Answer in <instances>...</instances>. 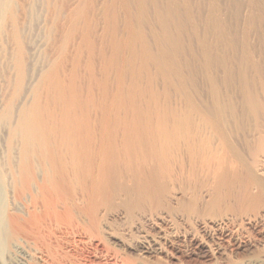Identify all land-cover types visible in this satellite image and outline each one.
<instances>
[{
    "label": "bare ground",
    "instance_id": "obj_1",
    "mask_svg": "<svg viewBox=\"0 0 264 264\" xmlns=\"http://www.w3.org/2000/svg\"><path fill=\"white\" fill-rule=\"evenodd\" d=\"M83 11L71 10L65 18V31L80 33L72 59L68 54V71L63 44L57 59L49 60L48 70L43 69L37 78L45 93L36 86L29 89V102L24 103L26 98L15 113L12 98L22 88L25 64L19 31L14 32L18 39L16 89L2 110L5 120L13 118L8 138L14 143L0 154V241L9 244L8 264H26L24 242L41 241L46 220L57 222L74 212L95 220L101 212L110 211L114 218L155 225L158 230L179 221L196 227L202 237L219 234L233 253L247 249L249 243L240 235L243 230L264 235V75L254 72L250 76L245 56L236 62L237 67L218 59L227 69L221 78L226 89L238 78L237 95L220 92L219 79L209 69L214 63L205 57L203 68L199 67L204 69L203 83L212 94V103L204 106L195 98L196 76L183 74L177 60H172L165 63L174 93L168 107L158 108L156 102L140 106L137 94L131 96V106L123 107L127 104L122 105L119 44L116 40L110 44L112 54H106L107 58L102 53L105 46L100 51L96 46L97 57L107 63L97 68L95 42L89 38L92 20ZM78 22L82 25L77 26ZM174 40L168 41L169 48L179 45ZM142 49L145 57L155 58L146 44L142 43ZM82 50L87 51L84 63ZM108 67L118 70L113 90L108 87ZM192 236L196 247L208 246L204 238ZM143 245L144 252L152 249ZM222 245L207 250H225Z\"/></svg>",
    "mask_w": 264,
    "mask_h": 264
},
{
    "label": "rangeland",
    "instance_id": "obj_2",
    "mask_svg": "<svg viewBox=\"0 0 264 264\" xmlns=\"http://www.w3.org/2000/svg\"><path fill=\"white\" fill-rule=\"evenodd\" d=\"M71 10H84L85 18L91 17L90 26L92 27L89 26V28L92 29H89L91 30V32L89 31V34L91 33L89 38L95 42L90 40L95 45L93 50L96 46L99 51L105 48L102 53L107 58L112 54L114 42H118L119 46L116 45L118 46L117 51H119L117 52V54L119 53L117 60L119 62L118 68L122 73L121 88L122 93H124V95L122 94V105L128 103L131 106V99L137 94L135 100H137L136 103L139 102L140 106L156 102L155 106L158 108L160 106L161 108L168 107L171 102L170 95L174 93L172 90L170 91L168 81L171 73L166 66L168 65L167 62L172 60H177L180 72L191 76L194 74L192 77L196 76L193 81L197 83L195 86L198 89L195 87V94H199V96L196 95L195 98L202 100L197 102L204 106L212 103V98L209 97L210 95L212 97V94L207 85L204 84L206 83L203 75L205 74L204 69H202L203 72L201 71L202 64L206 60L205 57H209L208 59H211L212 63L215 64L212 65L217 67L210 66L211 71L208 70L213 76L215 73L216 81L219 79L217 85L220 92L222 89V92L227 90L231 93L235 91L236 95L238 94V80L236 81L238 78L236 76L234 78L236 84L227 86V89L225 83L222 82L223 75L225 76L227 72V69L219 64L222 58V60H229L230 62H227L229 64L234 62V67L242 59L241 57L245 56L247 64L244 65L247 73H250V76L254 75V72L264 75V0H0V154L10 144L14 143L8 138L13 118L5 120L2 114L5 103L12 98L16 89L14 63L17 57L18 39H15L14 32L19 31L18 36L23 48L25 77L19 94L12 98L13 113L22 104L29 102V89H34L35 86L38 87L41 84V81L37 79L40 77V72L43 73L44 70H48L51 63L49 60L57 59V53L63 44L66 47V53L68 52L66 59L69 60L65 64V71L67 72L70 68L73 51L77 42L80 41V33H77L79 30H75L69 35L64 29V25L67 23L66 15ZM90 19L88 20L89 23ZM78 23L77 26L82 25L81 22ZM65 35H67L66 38ZM172 39H177L174 41L179 44L175 45V48H169L168 44ZM111 43L114 44L111 46ZM142 43L148 46L155 57L154 59L144 56ZM102 44L105 46L104 48ZM97 48L93 52L96 56L94 62L97 68H101L102 65L98 66L103 64V61L97 57L99 52ZM176 49L178 50L176 51ZM84 50L86 49L84 48ZM82 51L81 61L84 60V63L87 60V51H83L84 53ZM205 52H208L207 55ZM68 54L70 57L72 55L71 59ZM211 54L213 55L210 56ZM250 67L254 69H250ZM108 69L111 70L110 73L108 70L110 76L108 87L109 90H113L118 70L115 72L113 67H108ZM80 71L83 72L82 69ZM200 75H202L201 78ZM36 87L37 91L45 93L41 90L43 87ZM149 92L151 94H148ZM23 101L24 103H22ZM176 101L178 105L181 103L179 100ZM128 104L123 107L127 108ZM109 212H101L95 220H91L79 212H74L71 217L62 216L57 222L46 220L41 227V241L28 239L27 243L24 242L25 263L217 264L219 262L218 264H264V235H257L250 230L247 232L243 230L240 234L242 236L240 237L247 244L249 243V247L237 254V252L233 253L228 250L227 241L224 239L222 241L219 234L212 235L211 238L202 237L196 227L181 225L179 221H175L171 225L168 224V226H161L164 230L161 228L158 230V226L155 225L150 226V224L147 225L135 220L128 221L126 218H114L112 212ZM194 230L197 231L193 232ZM198 232L201 236L196 234ZM192 234L196 235L198 239L204 238L202 240H205L210 248L218 243L224 244L222 246L226 245L225 250H219V253V251L216 252L217 250H207L208 246H205L204 249L198 248L191 243ZM159 235L163 236L160 237ZM212 240L215 243H212ZM1 242L0 262L1 264H8L9 244ZM141 245L153 250H145V253L144 250L140 249ZM207 259L209 261H206Z\"/></svg>",
    "mask_w": 264,
    "mask_h": 264
}]
</instances>
